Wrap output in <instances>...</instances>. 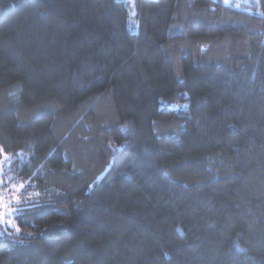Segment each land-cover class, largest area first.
<instances>
[{"label": "trees", "instance_id": "trees-1", "mask_svg": "<svg viewBox=\"0 0 264 264\" xmlns=\"http://www.w3.org/2000/svg\"><path fill=\"white\" fill-rule=\"evenodd\" d=\"M127 1L0 0V264H264V0Z\"/></svg>", "mask_w": 264, "mask_h": 264}, {"label": "snow or ice", "instance_id": "snow-or-ice-1", "mask_svg": "<svg viewBox=\"0 0 264 264\" xmlns=\"http://www.w3.org/2000/svg\"><path fill=\"white\" fill-rule=\"evenodd\" d=\"M224 2L227 3L228 0H224ZM184 107H187V105ZM116 151H123V148L117 149ZM0 157H3V159H0V165L11 159L4 155L3 149H0ZM92 187L93 185H89V188ZM24 189V183H20L19 185L11 184L6 187L3 186V181H0V237L9 240H19L21 238V229L18 224L14 223V220L20 219L24 211L19 206L22 203L21 194ZM37 206L36 204H32L31 208Z\"/></svg>", "mask_w": 264, "mask_h": 264}, {"label": "rangeland", "instance_id": "rangeland-1", "mask_svg": "<svg viewBox=\"0 0 264 264\" xmlns=\"http://www.w3.org/2000/svg\"><path fill=\"white\" fill-rule=\"evenodd\" d=\"M127 7L129 10V13L132 15L133 14V6H132V2L130 0L127 1ZM128 30L132 34H135V35L139 33V24L134 18L129 19ZM182 108L185 109L186 107H182Z\"/></svg>", "mask_w": 264, "mask_h": 264}]
</instances>
